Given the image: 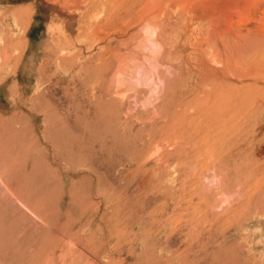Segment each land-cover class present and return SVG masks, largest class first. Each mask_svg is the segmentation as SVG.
I'll use <instances>...</instances> for the list:
<instances>
[{
	"label": "rangeland",
	"instance_id": "obj_1",
	"mask_svg": "<svg viewBox=\"0 0 264 264\" xmlns=\"http://www.w3.org/2000/svg\"><path fill=\"white\" fill-rule=\"evenodd\" d=\"M119 11L0 0V264H264V83Z\"/></svg>",
	"mask_w": 264,
	"mask_h": 264
},
{
	"label": "bare ground",
	"instance_id": "obj_2",
	"mask_svg": "<svg viewBox=\"0 0 264 264\" xmlns=\"http://www.w3.org/2000/svg\"><path fill=\"white\" fill-rule=\"evenodd\" d=\"M118 4L120 33L134 32L133 36L137 38L135 49L147 52V63L153 68L170 51L188 49L189 58L194 59L193 64L197 67H207L211 63L218 69L230 71L229 74L235 75L233 77H246L254 83H264V0H118ZM137 63L134 64H141ZM252 94H255L254 91Z\"/></svg>",
	"mask_w": 264,
	"mask_h": 264
}]
</instances>
